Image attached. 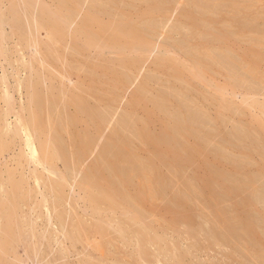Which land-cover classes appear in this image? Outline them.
<instances>
[{
    "label": "rangeland",
    "instance_id": "374dc122",
    "mask_svg": "<svg viewBox=\"0 0 264 264\" xmlns=\"http://www.w3.org/2000/svg\"><path fill=\"white\" fill-rule=\"evenodd\" d=\"M10 1L0 0V14ZM15 1L23 9L18 24L7 15L0 21V228L7 213L11 227L0 264L174 262L159 254L163 248L181 264H264V133L258 132L264 125V0ZM41 6L46 13L38 28L31 24L35 30L29 21ZM50 13L62 25L58 39H50ZM87 14L98 17L93 33L111 18H127L143 39L132 46L90 43L77 32ZM32 115L37 137L61 148L58 158L38 162L23 129L4 131ZM176 116L191 127L182 129ZM108 137L115 140L109 157L133 156L145 172L155 171L160 189L145 174L147 186L138 183L135 173L127 187L93 203L96 185L117 181L107 160L98 163ZM87 174L97 177L90 181ZM209 174H225L216 178L238 193L222 195L216 180L206 186ZM118 193L125 198L114 206ZM177 198L184 206L175 205ZM222 217L234 223L230 233ZM244 218L251 220V237L238 225ZM144 227L163 238L143 247L151 254L145 258L136 243Z\"/></svg>",
    "mask_w": 264,
    "mask_h": 264
},
{
    "label": "bare ground",
    "instance_id": "6f19581e",
    "mask_svg": "<svg viewBox=\"0 0 264 264\" xmlns=\"http://www.w3.org/2000/svg\"><path fill=\"white\" fill-rule=\"evenodd\" d=\"M63 1H65V0H63ZM97 1V0H96ZM207 1V0H206ZM212 1V0H211ZM217 1V0H216ZM22 2H24V5H27V0H23ZM101 2V1H100ZM202 2H204V1H202ZM201 2V3H202ZM214 2V1H213ZM219 2V1H218ZM234 2V1H233ZM28 3H30L29 1H28ZM64 3V2H63ZM95 3V2H94ZM103 3V2H102ZM119 3V2H118ZM206 3V2H205ZM210 3V2H209ZM209 3H208V5H209ZM235 3V2H234ZM233 3V4H234ZM65 4V3H64ZM213 4V3H212ZM217 4V3H216ZM216 4H214V5H216ZM41 5V4H40ZM63 5V4H62ZM98 5V4H97ZM96 5V6H97ZM206 5H207V3H206ZM234 5H237L236 3L234 4ZM43 6V5H42ZM42 6L40 7V9H39V12H38V14H37V17L33 20V22H30L29 20V25H31V24H33V25H35L34 27L35 28H38L39 27V25H41V24H43V16L45 15V13H46V9L45 8H42ZM66 6V5H65ZM65 6H63L64 8H65ZM212 6V5H211ZM45 7V6H44ZM122 7V6H121ZM94 8V7H93ZM205 8V7H204ZM100 9V8H99ZM199 9H201V8H199ZM60 10H62V9H60ZM210 10V9H209ZM21 11H23V9H21ZM21 11H19V4L15 1V0H11L10 1V4H9V6L7 7V9H6V13H2L1 12V14H0V21H2V18L4 17V15L6 16H10V18L12 17L13 19H15V21H16V25L18 24L17 22L21 19V15H22V12ZM196 11V10H195ZM199 11V10H198ZM216 11V10H215ZM25 12V11H24ZM50 12V11H49ZM62 12V11H61ZM204 12V11H203ZM217 12V11H216ZM241 12H243V11H241ZM59 13V12H58ZM61 14V13H60ZM204 14V13H203ZM55 13H50V15H49V22H47L48 24H47V29H48V32L50 33V36H51V38L50 39H52V37H53V39H56V37H57V39L60 37V35L62 34L61 32H62V25L57 21V20H55ZM62 15H64V14H62ZM116 15H117V13H116ZM116 15L114 14L113 15V17H115L116 18ZM207 15V14H206ZM208 15H210V14H208ZM212 15V14H211ZM214 15H219V14H214ZM241 15V14H240ZM67 16V15H66ZM238 16V15H237ZM57 17V16H56ZM63 17H65V15L63 16ZM23 18V17H22ZM97 15L96 14H94V16L93 15H86L82 20V23H80L81 24V26H80V28H78V30H77V32L78 33H83V34H86L87 35V39H89V42L90 43H95V44H97V43H100L101 41H103V42H105V43H109V44H121L122 43V45L124 44H126V45H130V46H132L133 45V43H137V42H139V41H141L142 39H143V33L142 32H140L139 31V29H137L136 27H135V25H136V23L133 25V24H131L130 22H129V20H127V18L126 19H124V20H122V19H112L111 18V20H110V22H109V24H107L106 26L107 27H99V30L96 32V33H93V32H91L90 31V28H91V23L92 22H94V21H96L97 22ZM243 18V17H242ZM59 19V18H58ZM129 19V18H128ZM206 19H210L209 17H206ZM240 19V18H239ZM25 20V19H24ZM71 20V19H70ZM212 21H214V19H211ZM242 20H244V19H242ZM14 21V20H13ZM69 21V20H68ZM202 21V20H201ZM200 20H199V22H201ZM223 21V20H222ZM5 22V21H4ZM27 22V21H26ZM219 22V21H218ZM0 24H1V22H0ZM205 25V24H204ZM218 25V24H217ZM99 26H101V25H99ZM76 27V26H75ZM150 27V26H149ZM19 27L17 26V28L16 29H18ZM27 28V27H26ZM31 28H33V26L31 25ZM31 28L29 27V32H31L32 34H33V31H35L36 29L35 28H33V29H35V30H31ZM74 29V28H73ZM212 29V28H211ZM19 30V29H18ZM75 31V30H74ZM197 32V31H196ZM29 36V35H28ZM49 36V37H50ZM226 38V37H225ZM29 39V38H28ZM34 39V41H36L35 39L36 38H33ZM122 39H124V40H122ZM23 41V40H22ZM37 42V41H36ZM88 42V43H89ZM121 42V43H120ZM37 43H39V42H37ZM36 43V44H37ZM72 43V42H71ZM86 44V43H85ZM37 45H40V44H37ZM98 45V44H97ZM125 45V46H126ZM92 46V45H91ZM101 46V45H100ZM47 47V46H46ZM78 50H79V48H78ZM192 50H194V49H192ZM84 51V50H83ZM195 51V50H194ZM201 51V50H200ZM201 54V53H200ZM217 55V54H216ZM209 56V55H208ZM212 56V55H211ZM222 56V55H221ZM228 57V56H227ZM206 58V57H205ZM226 60V59H225ZM228 60H230V59H228ZM160 61V60H159ZM164 61V60H163ZM169 61V60H168ZM212 61V60H211ZM162 62V61H161ZM231 62V61H230ZM250 62H252V61H250ZM225 63V62H224ZM227 63V62H226ZM223 64V63H222ZM252 64H254V62L252 63ZM161 65V64H160ZM240 65V64H239ZM242 65H243V63H242ZM112 66V65H111ZM254 66H256V64H254ZM254 68V67H253ZM240 69H241V67H240ZM243 69H245L246 70V72H248L247 71V69L248 68H243ZM250 69V68H249ZM255 69V68H254ZM244 70V71H245ZM238 71H239V69H238ZM238 76H239V74H238ZM241 76V75H240ZM153 77V76H152ZM230 78V77H229ZM232 78V77H231ZM242 78V77H241ZM174 79V78H173ZM234 79H235V77H234ZM238 79H240L239 77H238ZM263 80V79H262ZM174 81V80H173ZM168 82V81H167ZM146 85V84H145ZM142 89V88H141ZM141 89H139V90H141ZM143 94V93H142ZM169 94V93H168ZM31 97H33V94H31L30 95ZM171 96V95H170ZM30 97V98H31ZM29 98V99H30ZM134 98H136V97H134ZM161 97H159V99H160ZM32 99V98H31ZM7 100V102H9V97H8V95H5V101ZM164 100V99H163ZM168 100V99H167ZM61 101V100H60ZM135 101V100H134ZM190 102V101H189ZM9 105V104H8ZM159 105V104H158ZM194 107V106H193ZM109 109V108H108ZM127 111V110H126ZM131 112V111H130ZM196 112V111H195ZM177 113V112H176ZM179 113V112H178ZM195 114V113H194ZM179 115V114H178ZM189 115H191V114H189ZM196 115V114H195ZM194 115V116H195ZM167 116V115H166ZM170 116V115H169ZM199 116V115H198ZM177 117V116H176ZM185 117V116H184ZM186 117H187V115H186ZM190 117V116H189ZM201 117V116H200ZM102 118V117H101ZM130 118V117H129ZM169 118V117H168ZM183 118V117H182ZM182 118H178L177 117V119H181V120H179L178 121V124L180 125V127H182V129H185V130H187L189 127H191L190 125H191V123H190V121H188L187 122V120H185V119H182ZM33 119H34V116L32 115L31 117H30V119L29 120H22V119H18V121H17V123L15 124V126L13 127V128H9V127H7L6 126V128H5V130L4 131H6V133H8L9 131L11 132H13V133H18L21 129H23L24 130V132H25V136H26V138H25V141H26V145H28L29 146V148H30V151H31V155H32V157H33V159L34 160H36V161H38V162H44V159H48V158H51V159H55V158H58L59 156H61V152L60 151H62V150H59V149H61V148H57V146H54L52 143H51V141L50 140H42L41 138H39V137H37V135H36V128H35V125H36V123H35V125H34V122H33ZM187 119H188V117H187ZM192 119V118H191ZM189 120V119H188ZM103 122V121H102ZM190 123V124H189ZM122 124V123H121ZM171 124V123H170ZM177 124V125H178ZM204 126H206V125H204ZM67 127V126H66ZM127 127V126H126ZM136 127V126H135ZM124 128V127H123ZM205 128V127H204ZM244 128V127H243ZM126 129V128H125ZM233 130H234V128H233ZM236 130H237V128H236ZM254 130V129H253ZM8 131V132H7ZM119 131V130H118ZM124 131V130H123ZM190 131V130H189ZM9 132V133H10ZM11 132V133H12ZM234 132H236V131H234ZM252 132V131H251ZM258 132L261 134V133H264V125H263V123L262 124H260V126H259V128H258ZM39 133V132H38ZM118 133V132H117ZM137 133V132H136ZM166 133L167 134H170L172 137H174V139L176 138L175 137V135L173 134V133H171L170 131H166ZM56 134V133H55ZM237 134H239L238 132H236L235 133V135H237ZM247 134V133H246ZM115 135V134H114ZM119 135V134H118ZM201 135V134H200ZM83 137H84V135H83ZM115 137H117V136H115ZM119 137V136H118ZM182 137V136H181ZM180 137V138H181ZM248 137V136H247ZM252 137V136H251ZM85 138V137H84ZM87 138L89 139H87L86 140V146L87 145H89L90 144V142H91V138L89 137V135H87ZM245 138V137H244ZM94 139V138H93ZM119 139H120V137H119ZM138 139V138H137ZM211 139V138H210ZM254 139V138H253ZM175 140H177V138L175 139ZM202 141H203V139H202ZM210 142H211V140H209ZM240 140H238V142H239ZM121 142V141H120ZM156 142V141H155ZM225 142V141H224ZM237 142V143H238ZM241 142V141H240ZM55 143V142H54ZM157 143V142H156ZM221 143H223V142H221ZM226 143V142H225ZM2 144V142L0 141V145ZM62 144V143H61ZM209 144V143H208ZM115 145V140L114 139H111V138H109L108 137V139H107V143L101 148V157H100V159L98 160V163H100V161H102L103 159H105V160H107L109 163H110V165L112 166V168H113V174L117 177L116 178V180L117 181H115V180H109L110 182H108V185H110V186H105L104 185V187L103 186H99V185H96V188L95 189H97V193L96 194H94V193H92V200H93V203H95L97 206H98V204L99 203H101V202H103V199H101L102 198V196L103 197H106L107 198V196L109 197V196H111L112 195V193H110V192H114V193H116V192H118V191H120V190H122L123 188H125V187H127L131 182H133V179L136 177H134L133 175L136 173L137 174V176L139 177L138 179H139V182L137 181V179H136V181L138 182V183H140V184H146V183H144L145 182V180H146V182H148V184H150V185H152L155 189H160V187H158V186H161V185H163V183L161 182L160 183V181L157 179V174L155 173V171H153V170H150V167H149V172L147 171V169H146V167H145V169H146V171L147 172H145L144 171V166H143V171H142V169L140 168V165L141 164H139V165H137V163H139V162H137V160H135V159H133V156L131 157V158H128L129 157V155H127L128 157L127 158H115V157H113V158H111V157H109V155H108V152L111 150V146L113 147ZM252 145V144H251ZM85 146V145H84ZM83 147V146H82ZM220 147V146H219ZM262 147V146H261ZM123 148V147H122ZM153 150H154V148H152ZM156 149V148H155ZM227 149V148H226ZM243 149V148H242ZM263 149V148H262ZM261 149V150H262ZM217 150H218V148H217ZM251 150H252V148H251ZM253 150H254V148H253ZM264 150V149H263ZM115 151V150H114ZM220 151V150H219ZM246 151H247V149H246ZM116 152V151H115ZM248 152H249V150H248ZM233 154V153H232ZM120 155V154H119ZM121 155H122V153H121ZM226 155H227V153H226ZM229 155V154H228ZM252 155V154H251ZM114 156V155H113ZM230 156V155H229ZM123 157H125V156H123ZM155 157V156H154ZM151 159V158H150ZM149 159V160H150ZM172 159V158H171ZM225 159V158H224ZM263 159V158H262ZM147 160V159H146ZM226 160V159H225ZM66 161H68V160H66ZM95 161V160H94ZM228 162V161H227ZM140 163H142V162H140ZM75 164V163H74ZM175 164V163H174ZM104 165V164H103ZM144 165H145V163H144ZM146 165H147V163H146ZM141 166V167H142ZM147 166H149V165H147ZM242 166V165H241ZM138 168V169H137ZM48 170H50V169H48ZM222 170V169H221ZM220 170V171H221ZM236 170V169H235ZM53 171V170H52ZM174 171V170H173ZM237 171V170H236ZM235 171V173H237ZM144 172V173H143ZM53 174V173H52ZM92 174H94V173H92ZM92 174H87V176H86V179L87 180H92V179H94L95 177H97L96 175L94 176V178H92L91 176H92ZM142 174H145V176L147 177V178H145V180H143L144 179V176H142L143 177V179L140 177ZM175 174V173H174ZM179 174V170L177 171V175ZM51 175V174H50ZM207 175V174H206ZM205 175V176H206ZM38 176V175H37ZM49 176V175H48ZM55 176V175H54ZM101 176V175H100ZM115 176H113L114 177V179H115ZM204 176V175H203ZM209 177L207 178V180L206 181H204L205 182V184H206V186L210 183V181L212 182V180H216V182L217 183H219V185H220V189H219V192L222 194V195H227V196H229V195H234L235 193H238L236 190H237V188H235L234 186H231L230 184H228V183H225V182H221V180L220 179H224L225 177H226V175L225 174H221V177L220 176H216V177H218V178H220V179H218V178H216L213 174H209L208 175ZM233 177V176H232ZM242 177V176H241ZM175 178V177H174ZM102 179V178H101ZM143 181H142V180ZM229 179V178H228ZM233 179V178H232ZM118 180H120V182H121V184H118L117 182H118ZM148 180V181H147ZM225 180H227V179H225ZM40 181V180H39ZM57 181V180H56ZM141 181V182H140ZM191 181V180H190ZM37 182H38V179H37ZM143 182V183H142ZM234 182V181H233ZM264 182V181H263ZM110 183V184H109ZM175 183V182H174ZM139 184V185H140ZM173 184V183H172ZM189 184V182L188 183H186V185H188ZM49 185H50V183H49ZM211 185V184H210ZM257 185V184H256ZM46 186V185H45ZM142 186V185H141ZM146 186H147V184H146ZM152 186H150V188L152 187ZM189 186V185H188ZM205 186V187H206ZM213 186V185H212ZM240 186V185H239ZM254 186V185H253ZM148 187H149V185H148ZM147 187V188H148ZM175 187H176V185H175ZM192 188H193V186H191ZM49 188H50V186H49ZM52 188V187H51ZM61 188V187H60ZM136 188V187H135ZM142 188H144V187H142ZM150 188H148V189H150ZM172 188V187H171ZM257 188V187H256ZM255 188V189H256ZM1 190V189H0ZM52 190V189H51ZM198 190V189H197ZM212 190L213 191H211V192H215V188H212ZM263 190V189H262ZM52 191H55V190H52ZM142 191H144V190H142ZM154 191H156V190H154ZM165 191V190H164ZM254 191V190H253ZM62 192V191H61ZM60 192V193H61ZM257 193H260V192H258V190L256 191ZM149 193V192H148ZM156 193V192H155ZM157 193H158V191H157ZM184 193V192H183ZM183 193H181V194H183ZM252 193H254V192H252ZM35 194V193H34ZM185 194V193H184ZM126 195H128V194H126ZM211 195H212V193H211ZM221 195V196H222ZM134 198H135V196H133ZM138 197V196H137ZM140 197V196H139ZM250 197V196H249ZM91 198V197H90ZM125 198V196H124V193H118L117 195L115 194V195H113L112 196V200H110V201H112L113 203V205L114 206H120V205H122V202H123V199ZM188 198V197H187ZM236 198V197H235ZM255 198H256V196H255ZM110 199V198H109ZM211 199V198H210ZM263 199V198H262ZM130 200H132V199H130ZM188 200V199H187ZM213 200V199H212ZM252 200V199H251ZM257 200V199H256ZM138 201V200H137ZM254 201H255V199H254ZM264 201V200H263ZM107 203H108V199H107ZM135 203V202H134ZM184 201H182L180 198H177V200L175 201V205L177 206V205H183L184 206ZM225 203V202H224ZM7 204V203H6ZM246 204H247V202H244L242 205H238V204H236L235 206H234V211L235 212H237L238 210L237 209H239V210H242V206H246ZM112 205V206H113ZM136 205V204H135ZM197 205V204H196ZM137 206V205H136ZM55 209V208H54ZM97 210V209H96ZM228 210H229V208H228ZM264 210V209H263ZM217 212H218V210H217ZM240 212V211H239ZM183 214V213H182ZM261 214V213H260ZM230 215V214H229ZM124 216V215H123ZM224 216V215H223ZM6 220H7V223H5V225L4 226H2V228H0V233H2L3 235V239H2V241H0V245L1 246H4V245H6V243H9V241H4L5 239H7V238H9L10 237V229H11V227L9 226V220H10V213H7L6 214ZM192 217V216H191ZM193 217H194V215H193ZM223 218V217H222ZM3 219H4V217H3ZM229 219H231V218H229ZM229 219H222V221H221V223H223V227L226 229V233H227V231H229V233H230V231H232L233 230V228H234V223L231 221V220H229ZM256 219V218H255ZM76 220V219H75ZM74 220V221H75ZM215 220V219H214ZM15 221V220H14ZM17 221V220H16ZM100 221V220H99ZM236 221V220H235ZM251 221V220H250ZM249 221V219H247V218H244L242 221H240L239 223H238V225H240V227L242 228V229H244L243 231H245L250 237L253 235V230H252V223ZM78 222V221H77ZM97 223V222H96ZM127 224V223H126ZM214 225V224H213ZM118 228H119V230L122 232V233H124L125 232V230H124V228H125V226L124 225H121L120 223H118ZM193 226V225H192ZM95 227V226H94ZM97 227V226H96ZM195 227V226H194ZM256 227V226H255ZM145 228V227H144ZM219 228V227H218ZM241 228H239L240 230H242ZM142 229V228H141ZM147 227L145 228V230H144V232H138V235H137V241H136V243H137V247H139L138 248V250H140V252L142 253H140L139 254V256H142V257H148L149 255H151L150 253H148L147 252V250L149 249L148 247H149V245L148 246H146L147 244H153L154 245V243H156V242H159L160 240L162 241V239L161 238H155V237H151V236H149L148 235V233H146V232H148L147 230ZM222 229V228H221ZM263 229V228H262ZM261 230V229H260ZM196 232L197 231H195V230H193V229H191L190 231H188L187 233L189 234V235H192V236H194V235H196ZM221 232V231H220ZM154 233V232H153ZM218 233V232H217ZM261 233V232H260ZM215 234V233H214ZM260 235V234H259ZM73 236V235H72ZM222 236H224V235H222ZM251 239V238H250ZM222 240V239H221ZM237 240H239L238 238H237ZM164 241V240H163ZM223 241V240H222ZM166 242V241H165ZM245 243V242H244ZM250 243V242H249ZM166 244V243H165ZM144 246H146L147 248H143ZM141 248V249H140ZM251 248L253 249V245L251 246ZM251 248H250V250H251ZM147 249V250H146ZM165 249H167V248H163V249H161L160 251H162L161 253H159V254H164L165 256H167V258H169V260H171V258L170 257H172L173 259H175L174 260V262H171L170 264H172V263H174V264H181V263H179V259H176L177 257H176V255L174 254V253H171L170 251H168V250H165ZM98 250V249H97ZM150 250V249H149ZM187 252H185L184 254H186ZM190 253V252H189ZM135 254V253H134ZM264 255V254H263ZM135 256V255H134ZM139 256H137V257H139ZM156 256V255H155ZM162 256V258H164L163 257V255H161ZM170 256V257H169ZM244 256H246V255H244ZM141 257V258H142ZM153 257V256H152ZM158 256H156V258H157ZM160 257V256H159ZM176 257V258H175ZM195 257V256H194ZM250 257H251V255H250ZM256 257V256H255ZM132 258H133V255H132ZM144 258H142V259H144ZM139 260H141L140 259V257L138 258ZM161 259V258H160ZM257 259V258H256ZM134 260V259H133ZM159 260V259H158ZM254 260V259H253ZM143 262V261H142ZM144 262H146L147 263V260L145 261L144 260ZM143 262V264H146V263H144ZM254 262H255V260H254ZM257 262H259L258 260H257ZM262 263V262H261ZM136 264V263H135Z\"/></svg>",
    "mask_w": 264,
    "mask_h": 264
}]
</instances>
